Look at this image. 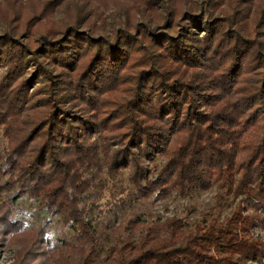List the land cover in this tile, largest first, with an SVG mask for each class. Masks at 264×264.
<instances>
[{"label": "trees", "instance_id": "1", "mask_svg": "<svg viewBox=\"0 0 264 264\" xmlns=\"http://www.w3.org/2000/svg\"><path fill=\"white\" fill-rule=\"evenodd\" d=\"M183 15L166 31L147 28L143 42L140 33L107 41L68 28L30 52L0 36V123L14 118L34 79L49 82L45 106H53L41 119L46 129L34 127L27 145L16 137L0 156V246L17 243L13 264H51L54 256L58 264H264V234L256 232L264 231V131L257 133L254 115L264 114L263 41L241 32L237 11L223 15L224 26L205 12ZM136 43L145 48L142 64ZM84 46L91 57L72 81ZM38 58L58 70L49 74ZM134 71L132 106L120 124L119 116L111 120L115 108H102L125 95L119 79ZM107 137L118 150L110 151ZM122 174L127 187L100 206L101 190L119 187L106 177ZM211 186L213 204L196 209L193 198ZM173 191L187 200L181 211L150 215L149 206ZM23 195L73 229L72 243L50 247L47 220L26 229L13 214Z\"/></svg>", "mask_w": 264, "mask_h": 264}, {"label": "rangeland", "instance_id": "2", "mask_svg": "<svg viewBox=\"0 0 264 264\" xmlns=\"http://www.w3.org/2000/svg\"><path fill=\"white\" fill-rule=\"evenodd\" d=\"M232 7H234L233 10ZM243 9L244 13L242 12ZM168 10H170L169 13H167ZM262 10L264 15V0H0V36L5 34L15 39L18 45L25 47L30 52L39 46L41 40L43 41L46 38L56 40L61 37L62 31L68 28L76 30L77 33H84L94 39L107 41H111L116 35L121 36L122 32L132 35L133 38H137L140 33L141 41L143 42L146 36L149 37L147 31L153 27H159L166 31L165 29L168 30L172 21V25L177 22H184L182 19L185 17L183 15L185 12H205L209 17H217V23L224 26L226 25V18H222L223 15H229L232 11H237L239 20L242 19L244 23V29H241V32L243 34L256 32L255 39L263 41L260 47L264 53V21L260 22L258 19ZM194 34L202 37L203 32L199 29ZM134 47L139 50L136 55H139V63L142 64L145 61L143 54L145 48L138 43L134 44ZM82 53L81 58L80 54L75 57V65L69 71L71 76L75 75L72 77V81L80 76L78 73L89 61L92 49L89 46H84ZM249 59L250 56L248 55L245 62L249 61ZM37 62L43 69L48 70L49 74L58 70L56 66L44 64L45 61L41 58H38ZM52 62L57 64L56 61L52 60ZM135 72L119 79V87L123 89L125 95L119 101L102 108L104 111L115 108L116 112L111 117V120L119 116V118L121 117L120 124L123 123L127 114V106H132L130 99L133 97V86L138 78V74ZM1 76L2 69H0ZM246 81L250 83L251 78H247ZM48 83L47 81L44 84L43 79H34L27 86V99L23 101L19 108L15 109L14 118H8V120H3L0 123V156L3 152L5 153L9 150V147L13 146V140L16 137L23 138V143L27 145V141L35 138L34 127H37L35 128L37 130L46 129L47 124L46 122L41 123V119L43 120L50 114L49 110L53 108V106H45L47 104L45 96L48 95L47 91L49 89ZM100 92L101 90L97 92L98 97ZM92 108V105H88L86 111ZM196 108L195 110H201L198 106ZM257 114H259L256 120L259 127L257 133H262L264 131V114L263 111H258L254 115L256 116ZM7 133L11 134L12 143H8ZM92 139L101 140L95 135H91ZM31 143L28 144L30 145ZM107 144L110 151H116L120 147L115 137H107ZM4 172L0 168V179L3 177ZM120 178L117 181V177H106V183L109 187L114 182L119 187L116 190H113V188L101 190L100 195L102 196L97 201L100 206L104 202L113 200V198L120 195V187H127L128 183L125 180V174H122ZM5 194L6 192H3L0 195ZM215 194V186L201 191L193 198L194 207L200 209L212 205ZM175 195L177 194L173 191L166 201L151 204L149 206L150 215L160 214L165 217L173 213H179L187 200L185 198H177ZM238 199L239 197L230 198L227 204L228 207L221 211L220 217L228 215ZM13 214L23 221L26 229L35 228L43 220H47V227L45 226L47 229L46 240L50 247L59 245L61 241L72 243L75 231L64 225L57 215L49 217L40 199L25 195L19 197L13 204ZM256 232L259 235L264 234L263 230H256ZM25 242L27 244L26 239L22 243L24 244ZM17 248V243L6 247L0 246V264H13ZM35 253H38V250ZM37 259L41 260L42 258L37 256ZM58 262H60V259L54 256L51 264H58Z\"/></svg>", "mask_w": 264, "mask_h": 264}]
</instances>
